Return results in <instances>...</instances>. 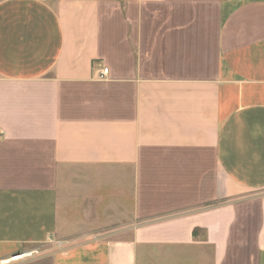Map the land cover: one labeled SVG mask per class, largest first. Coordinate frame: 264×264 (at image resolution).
<instances>
[{
    "label": "crops",
    "instance_id": "obj_1",
    "mask_svg": "<svg viewBox=\"0 0 264 264\" xmlns=\"http://www.w3.org/2000/svg\"><path fill=\"white\" fill-rule=\"evenodd\" d=\"M26 252L264 264V0H0V264Z\"/></svg>",
    "mask_w": 264,
    "mask_h": 264
},
{
    "label": "built area",
    "instance_id": "obj_2",
    "mask_svg": "<svg viewBox=\"0 0 264 264\" xmlns=\"http://www.w3.org/2000/svg\"><path fill=\"white\" fill-rule=\"evenodd\" d=\"M108 72H109V69L105 68L102 72V76L105 77L108 75ZM35 252H26V253H23V254H19V255H16L14 257H12L11 259L9 260H3L1 261V264H8V263H11L13 261H17V260H22V259H25V258H32L33 255H34Z\"/></svg>",
    "mask_w": 264,
    "mask_h": 264
}]
</instances>
